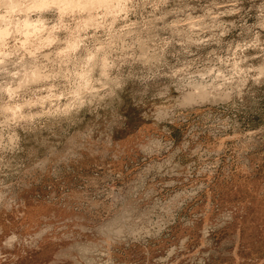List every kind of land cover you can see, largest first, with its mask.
Returning a JSON list of instances; mask_svg holds the SVG:
<instances>
[{
	"label": "rangeland",
	"instance_id": "obj_1",
	"mask_svg": "<svg viewBox=\"0 0 264 264\" xmlns=\"http://www.w3.org/2000/svg\"><path fill=\"white\" fill-rule=\"evenodd\" d=\"M22 148L0 264H264V84L193 102L130 83Z\"/></svg>",
	"mask_w": 264,
	"mask_h": 264
},
{
	"label": "clouds",
	"instance_id": "obj_2",
	"mask_svg": "<svg viewBox=\"0 0 264 264\" xmlns=\"http://www.w3.org/2000/svg\"><path fill=\"white\" fill-rule=\"evenodd\" d=\"M130 83L193 102L264 84V0H0V190L29 136L115 107Z\"/></svg>",
	"mask_w": 264,
	"mask_h": 264
}]
</instances>
